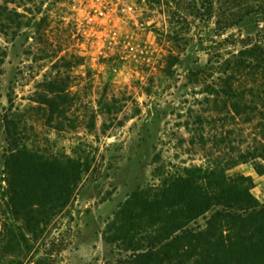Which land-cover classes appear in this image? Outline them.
Listing matches in <instances>:
<instances>
[{"label":"rangeland","instance_id":"rangeland-1","mask_svg":"<svg viewBox=\"0 0 264 264\" xmlns=\"http://www.w3.org/2000/svg\"><path fill=\"white\" fill-rule=\"evenodd\" d=\"M0 4L15 19L0 26V191L7 147L3 114L9 107L11 117L21 120L30 149L46 157L92 159L75 200L47 235L46 240L65 243L54 254L55 263L115 264L118 250L105 245L101 231L133 190L221 152L235 155V147L246 149L262 139L257 120H229L224 128L214 120L220 104L210 88L223 55L234 49L220 39L235 28L219 37L212 22H170L163 8L147 0ZM57 72L68 76L73 105L67 119L48 122L46 108L32 98L39 83ZM223 129L232 130L234 140L220 151L214 139ZM227 174L251 176L252 193L264 202V174L256 173L252 161Z\"/></svg>","mask_w":264,"mask_h":264},{"label":"trees","instance_id":"trees-1","mask_svg":"<svg viewBox=\"0 0 264 264\" xmlns=\"http://www.w3.org/2000/svg\"><path fill=\"white\" fill-rule=\"evenodd\" d=\"M2 1L21 5L23 0ZM147 2L163 8L170 22H212L219 37L235 28L220 39L234 49L223 55L210 88L220 104L214 120L221 128L229 120H257L262 139L246 149L232 146L235 155L221 152L202 165L183 166L164 173L158 183L136 188L107 221L102 240L117 248L115 264H264V202L252 193L251 176L227 174L248 161L257 174H264V0ZM14 21L12 11L0 4V26ZM171 35L179 34L172 30ZM67 77L57 72L33 94L32 100L46 108L48 122L67 119L71 111ZM11 111L9 107L3 114L7 147L0 191V264H57L54 254L65 243L46 240L47 235L75 200L92 159L87 154L46 157L30 149L21 120L12 118ZM231 133L223 129L215 136V147L223 151L221 144L234 140Z\"/></svg>","mask_w":264,"mask_h":264}]
</instances>
